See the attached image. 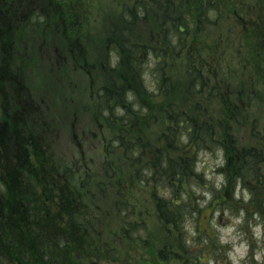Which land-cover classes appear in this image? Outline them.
Listing matches in <instances>:
<instances>
[{
	"label": "trees",
	"instance_id": "obj_1",
	"mask_svg": "<svg viewBox=\"0 0 264 264\" xmlns=\"http://www.w3.org/2000/svg\"><path fill=\"white\" fill-rule=\"evenodd\" d=\"M128 1L123 11L117 12L118 17L105 15L97 29L98 35L108 32L98 42L100 54L106 58L110 53L118 54L122 67V72L116 73L120 78L106 81L98 90L99 125L104 139L108 140L106 134L113 136L114 145L105 169L118 189L128 170L131 181L149 193L155 220L161 225L156 238H151L143 223H131L129 214L124 215L122 242L142 250L138 257L144 264H232L226 247L210 239L208 229L201 228L198 219L205 209L222 208L240 215L238 205L249 200L252 208H244L247 215L255 212L256 218L264 221V0ZM151 3L162 16L149 22ZM190 7L196 13L197 29L218 27L221 21H231L234 29L241 25L235 29L236 38L231 39L230 28L225 37L227 32L223 31L222 40L216 42L219 48H214L217 53L206 61L201 58L204 53L189 43L193 28L184 13ZM79 8L70 0H0V29L7 39L0 46L4 55L0 62V105L10 95L16 100L12 113L6 112L5 106L2 122L18 128L17 142L26 153L24 158H14L12 174L0 159V183L13 184L14 195L11 199L0 194V264H77L89 261L96 252L99 259V252L103 253L102 249H92L97 245L99 230L95 225L100 215L87 222L86 206L90 204L82 186L75 184L72 168L61 165L51 170L49 162L48 167L43 163L35 138L37 118H25L34 116L38 107L35 109L26 95L28 109L23 110L24 94L29 95L30 90L17 76L7 75L13 64V34L26 31L32 16L39 12L44 15L39 24L60 34L69 56L89 61L88 52L79 44H84L82 33L90 15ZM87 10L90 13L92 8ZM143 21L153 23L149 33L152 31V40L158 34L160 46L145 42L146 35L139 31ZM105 23H109L108 31ZM221 47L223 51H219ZM38 52L35 49L33 56H39ZM144 52L153 59L149 78L145 61L142 63ZM183 53L188 58L184 81L177 76L178 69H170L172 60ZM234 59L237 65L230 64ZM91 66L86 70L96 68ZM254 109L259 110L258 117L252 116ZM31 153L38 160L32 159ZM208 153H223L218 182L200 171L198 161ZM80 166L86 173L92 168L83 162ZM87 178L89 185L95 182L92 186L99 188L94 174ZM112 204L118 214L130 211L128 200L113 199ZM211 246L218 247L212 254ZM112 254L117 256L118 251L112 250Z\"/></svg>",
	"mask_w": 264,
	"mask_h": 264
},
{
	"label": "rangeland",
	"instance_id": "obj_2",
	"mask_svg": "<svg viewBox=\"0 0 264 264\" xmlns=\"http://www.w3.org/2000/svg\"><path fill=\"white\" fill-rule=\"evenodd\" d=\"M70 2L79 4L80 10L87 11L86 13L90 15L92 20L90 26L98 29V21L103 19L105 15L106 17L109 16L108 18L114 14L116 15L118 9L123 6L126 0H70ZM28 3H25V8ZM91 5L93 8L89 13L87 9H90ZM150 7L149 22H152L156 18H161L162 12L157 9L155 4L151 3ZM98 8L100 9L96 12L95 10ZM185 11H187L184 15L188 19V24L193 28L189 43L192 41L193 48L204 53L201 58L205 61L210 59L213 53H217L214 48L217 40H222L221 35H223V31L227 32L224 34L225 37L230 32L227 29L230 28L232 31L230 37L233 39L236 38L234 36L236 33L235 29L241 28V25H237L234 29L231 21H221L222 24L218 27H216L217 25H206L204 30H200L196 26L197 18L194 8L190 7ZM25 12H29V9ZM118 16L116 15V17ZM122 19L125 20L124 17H121ZM39 21H42V19L33 20L31 28L34 31L29 33V36L22 37L20 32H18L15 37V43L19 49L17 53L18 65L22 66V59L27 57L23 49L29 51L28 57L31 62L27 63L24 69L25 72L13 74L18 78L23 77L22 81L27 82L32 96L27 93L26 95L29 99L33 97L32 102L35 104V109L38 107L35 110L34 117L37 118L44 114L42 116L43 121L37 119L42 124L38 126V131H35V138L38 141L37 144L41 146L40 150L44 158L43 163L45 162V165L48 167L47 162H49L51 170L55 167L59 168L61 165L67 169L72 168L74 171L72 173L73 180L76 182L75 184L82 186L81 191L85 194V200L90 204L86 206L89 213L87 222L91 223V218L96 217L97 214L100 215L95 225L99 230V234L97 236L95 235L97 245H94L95 247L92 245V249L97 251L102 249L103 253L99 252V259L95 257L96 252L89 261L79 260L77 264H144L143 258L138 257L142 250H138L132 244L128 245L126 242H122L125 237L122 236L120 230L123 216L129 214L128 220L131 223H143L150 233L151 238H156L157 228L160 229L161 223L155 220L154 210L149 203V193L131 181L127 167L125 168L127 172H125L124 179H121L122 185L120 189L112 185V177L107 173L105 166L112 159L110 151L112 146L114 147L112 143L113 136L111 135L109 137V134H106L108 140L104 139L102 126L99 125L98 120V118H101V114L98 115L97 112L99 87L105 85L104 83L106 81L110 82L112 80L113 82L114 77L120 78L116 74L117 72H122V67H119V56L118 54L110 53L109 58H106L100 54L98 42L102 38L104 39V35L106 36L108 32L98 35V30H95L82 33L84 37L82 42L84 44H79V46H84L85 52H88L89 61L79 62L75 61L74 58V61H70L65 51H62V53L60 49L55 47L58 43H54V41L59 40V36L55 33H53V36H48L51 29L45 26L42 27ZM108 24L105 23L104 25L107 31ZM150 24L153 23L145 24L144 21L141 22L139 31L146 35L145 42L154 46L157 44L160 46L161 38L158 34H155L153 40L151 38L152 31L149 33L151 30ZM14 36L15 33L12 36L13 40ZM149 38L152 41H148ZM6 41V35L0 29V46L6 44ZM226 41L227 39H223L224 43ZM236 46L238 45L236 44ZM217 47L219 48V46ZM35 49L39 51V56H33ZM219 51H223V47ZM239 51L241 53V49ZM195 55L198 59L200 58V53L196 52ZM1 56H3L2 49L0 58ZM187 59V54L183 53L182 56L172 60L170 65V69L172 67L178 69L177 76L181 77L183 81L187 78L186 75L188 74L185 72ZM106 60L107 62L105 63ZM142 60V63L145 61L144 71L147 72V77L149 78L151 75L150 70L154 68L153 59L148 53L144 52ZM89 62L96 67L92 71L86 70H90L92 67ZM230 64L237 65L238 61L234 59ZM64 67L66 70L60 69ZM109 69L112 72H108ZM103 71L108 73L105 74ZM93 74H97V78L92 77ZM95 96L97 100H95ZM7 108L9 107L7 106ZM24 108L28 109L27 104L23 107V110ZM2 112H4L3 107L0 108V124L3 123L2 121L5 118H3ZM252 116L258 117L259 110L254 109ZM22 118H24V115ZM261 123H264V121ZM103 128L107 130L105 126ZM12 131H14L12 145L15 149L10 154H7L0 147V159L3 162L11 161V155L15 154L16 158H24L26 154L25 147L18 146L20 145L17 142L19 136L18 128H12ZM33 149L36 153L37 148L34 147ZM80 153L83 156L85 154L86 159H83ZM49 157L54 158L57 162H51V158ZM31 158L38 160L36 155H32ZM221 159H223V153L220 156L217 153H208L200 157L198 161L200 171L207 173L210 181H219L217 169H222ZM82 162L86 163V165H92L88 173L84 172V168H81L80 165ZM43 168L45 170V166ZM1 170L3 169L1 168ZM90 174H94L95 181H99V188L92 186L95 182L89 185L87 177ZM95 175H98L97 178H95ZM2 177L6 176L2 174ZM131 183L135 185V187L133 186L134 189H131ZM12 186L13 184L6 186L3 182L0 183V194L14 199ZM120 190L122 192L118 195ZM113 199H118L123 202L128 200L130 211L128 210V212L118 214L113 207ZM249 202V200H245L241 202V205L235 203L239 206L238 211L240 215L232 214L230 210L222 208L218 210L216 208L213 211L211 209H205L204 213L198 219L200 227H206L208 229L207 233L209 238L213 241L215 239L218 240L221 245L226 247L227 254L229 255L228 260L232 264H264V221L258 220L255 212L254 216L247 215L244 208H252ZM261 206L262 204L259 205V207ZM216 210L218 211L217 213H215ZM212 219L213 223L211 224ZM141 234L144 236L143 230H141ZM209 248H211L209 252L211 254L218 249L216 246ZM112 250L118 251L117 256L112 254ZM119 253L121 254L119 255ZM0 254L3 253L0 252ZM202 259H207V256ZM2 262L3 260L1 259L0 263Z\"/></svg>",
	"mask_w": 264,
	"mask_h": 264
},
{
	"label": "flooded vegetation",
	"instance_id": "obj_3",
	"mask_svg": "<svg viewBox=\"0 0 264 264\" xmlns=\"http://www.w3.org/2000/svg\"><path fill=\"white\" fill-rule=\"evenodd\" d=\"M6 127H11L10 125H5ZM4 133V136H7L8 134L7 133H10L9 134V137L12 139L13 138V135H12V130H7V129H3L2 131Z\"/></svg>",
	"mask_w": 264,
	"mask_h": 264
}]
</instances>
